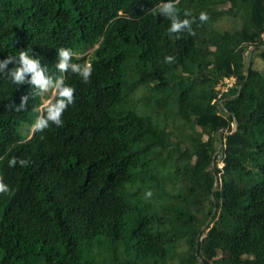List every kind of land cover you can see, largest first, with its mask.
<instances>
[{
	"label": "trees",
	"instance_id": "obj_1",
	"mask_svg": "<svg viewBox=\"0 0 264 264\" xmlns=\"http://www.w3.org/2000/svg\"><path fill=\"white\" fill-rule=\"evenodd\" d=\"M0 264H264V0H0Z\"/></svg>",
	"mask_w": 264,
	"mask_h": 264
},
{
	"label": "rangeland",
	"instance_id": "obj_2",
	"mask_svg": "<svg viewBox=\"0 0 264 264\" xmlns=\"http://www.w3.org/2000/svg\"><path fill=\"white\" fill-rule=\"evenodd\" d=\"M237 22H238V21H237ZM226 23H227V22H226ZM226 23H224V22L222 21L220 24H221L222 27H225ZM227 24H228V23H227ZM233 24H234V21H233ZM91 51H92V50H90V51L88 52V54L91 53ZM253 60H254V62L257 63V60H256V59H253ZM42 89H43V91L46 92V93L49 92V87H47V86L43 87ZM54 93H55V89L51 91L52 96H51L50 99H48V100L45 101V104H47L48 102L52 101V99H53V97H54V96H53ZM45 104H44V105H45ZM198 130L201 131V129H198ZM204 131H205V130H204ZM205 132L207 133L208 131H205ZM205 137H206V136H204V138H205ZM219 166H221V164H219Z\"/></svg>",
	"mask_w": 264,
	"mask_h": 264
},
{
	"label": "built area",
	"instance_id": "obj_3",
	"mask_svg": "<svg viewBox=\"0 0 264 264\" xmlns=\"http://www.w3.org/2000/svg\"><path fill=\"white\" fill-rule=\"evenodd\" d=\"M234 81V79L233 78H230V79H225L224 80V84H226V85H219L218 86V89L221 91V92H224V91H226V89H227V86H230L231 85V83Z\"/></svg>",
	"mask_w": 264,
	"mask_h": 264
},
{
	"label": "clouds",
	"instance_id": "obj_4",
	"mask_svg": "<svg viewBox=\"0 0 264 264\" xmlns=\"http://www.w3.org/2000/svg\"><path fill=\"white\" fill-rule=\"evenodd\" d=\"M50 102H48L47 104H49ZM47 104H45V105H47ZM45 105H43V106H45Z\"/></svg>",
	"mask_w": 264,
	"mask_h": 264
},
{
	"label": "water",
	"instance_id": "obj_5",
	"mask_svg": "<svg viewBox=\"0 0 264 264\" xmlns=\"http://www.w3.org/2000/svg\"><path fill=\"white\" fill-rule=\"evenodd\" d=\"M47 105H48V104H47ZM214 157H215V156H214ZM214 157H213V158H214Z\"/></svg>",
	"mask_w": 264,
	"mask_h": 264
}]
</instances>
